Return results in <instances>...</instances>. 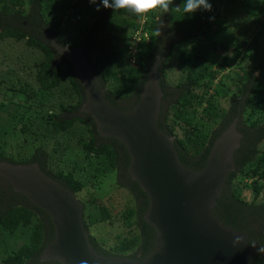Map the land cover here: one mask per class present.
<instances>
[{"label": "trees", "instance_id": "1", "mask_svg": "<svg viewBox=\"0 0 264 264\" xmlns=\"http://www.w3.org/2000/svg\"><path fill=\"white\" fill-rule=\"evenodd\" d=\"M209 2L211 11L184 15L175 11V6L182 8L183 0H173L170 13H153L148 22H143L130 13L102 5L97 11L100 0L96 4L89 0H0V40H24L31 48L35 69L34 81L22 82L10 69L4 74L9 78L0 77V90L8 99L0 101V110L9 113L14 127L8 132L0 128V161L37 162L42 171L74 193L87 188L82 200L84 227L93 249L102 255L137 260L150 251L156 234L143 216L149 199L129 176L130 157L125 145L114 136H100L92 116L79 111L85 100L83 86L68 59L52 46L50 37L70 48L81 46L88 66L105 88L106 98L123 110H132L138 103L150 67L160 56L162 103L156 124L174 136L175 150L185 166L203 168L213 140L237 118L236 128L242 138L234 152V170L225 179L212 213L223 224L244 232L249 242H257L249 264H264V45L259 48L264 0ZM250 24H261L260 32L251 37ZM158 27L161 35L155 37ZM139 31L149 40L141 34L132 56V40ZM174 34L176 43L186 42L194 53L187 54L184 49L179 52V75L171 84L162 63L173 55L169 50L175 44L171 42ZM228 66L233 68L215 82ZM16 97L20 101L14 100ZM56 97L61 99L53 102ZM43 102L51 105L38 112ZM72 111L76 114H70ZM9 132L23 138L12 153L2 138ZM58 135L66 141L74 140L85 150L73 167L83 168L87 174L84 179L74 170L64 172L55 163L62 154ZM27 136L31 140L25 139ZM53 139L57 143L50 146ZM116 169L126 178L135 204L121 213L125 234H117L111 244H106L104 238L91 233L92 226L111 224L114 219L102 195L95 197L92 191L100 190L103 178ZM4 234L22 242L0 257L1 264H62L57 259L41 260L42 251L55 235L49 213L14 191L0 176V236Z\"/></svg>", "mask_w": 264, "mask_h": 264}, {"label": "water", "instance_id": "2", "mask_svg": "<svg viewBox=\"0 0 264 264\" xmlns=\"http://www.w3.org/2000/svg\"><path fill=\"white\" fill-rule=\"evenodd\" d=\"M50 42L68 59L83 86L81 111L92 116L100 135L114 136L125 145L130 157L128 173L148 195L143 216L156 235L152 248L140 259L102 255L89 241L83 203L73 191L37 163L1 160L0 176L14 191L46 210L53 222L55 235L41 260L57 259L62 264H249L257 242H249L244 232L223 224L212 213L225 179L234 170V152L242 138L237 118L213 140L203 168L185 166L175 150L174 137L156 124L162 99L159 56L150 67L138 103L132 110H123L106 98L81 46L70 48L52 37ZM236 236L241 240L234 243Z\"/></svg>", "mask_w": 264, "mask_h": 264}, {"label": "rangeland", "instance_id": "3", "mask_svg": "<svg viewBox=\"0 0 264 264\" xmlns=\"http://www.w3.org/2000/svg\"><path fill=\"white\" fill-rule=\"evenodd\" d=\"M242 14V13H241ZM261 24L255 25L250 24L249 26V34L250 37L254 35L257 32H260L261 30ZM141 34H143V37L146 41L149 40L148 35L144 33L143 31H139L138 33H135L134 39L132 40V46H134L131 50V55L133 56L135 54V47L137 46L138 42H140V38H142ZM260 35V45L259 48L264 45V31L259 33ZM176 39H178L177 36H174L171 38L172 44H174L173 49L169 52H172L173 55L171 58H169L167 61H163V65L166 68V73L168 77V81L171 84H174L176 80L178 79L179 72L176 68L177 63V56L179 52L184 49L187 51V54H193V47L186 44V42L183 43H176ZM30 47L26 46L24 43V40L21 41H13L12 39H3L0 40V77L5 76L8 77L5 74L7 73V69L12 70L13 72L17 73V77L24 82L26 81H34V63L32 61V58L30 56ZM160 58V56H159ZM160 59H158V65L160 64ZM213 67H216L215 65ZM233 68V66L225 67L223 70L219 72L218 77L216 78L215 82L218 81V78H223L224 75L228 74L230 72V69ZM2 73V75H1ZM258 73V69L255 70V74ZM16 78V76H13ZM9 78V77H8ZM11 78V75H10ZM16 80V79H15ZM5 84H1V86H4ZM210 92H213L211 90ZM57 99H61V97H56L53 102H56ZM3 100L4 102L8 101V99H4L3 96V90H0V101ZM14 100L20 101L19 97H16ZM65 101V99H62ZM162 103V101H161ZM225 107H227V103H222ZM51 104L48 102H43V104L38 109V112H40L43 108H48ZM68 106V105H67ZM161 108V107H160ZM8 110L11 112V106L8 107ZM31 110L26 113L27 115H31ZM78 113V112H77ZM72 115H75V111H72L70 113ZM9 113L6 110H0V128H4L5 132H8L10 129L8 128H14L13 124L9 121ZM31 121V120H30ZM31 123H34L31 121ZM34 127H36L35 124H33ZM43 131V129H40ZM11 132V131H10ZM8 133L5 135L3 133V139L7 141V151L9 153L15 152V147L21 141L23 138L18 136H15L12 133ZM174 137V136H173ZM58 138V139H57ZM57 140L61 141L60 143V152L62 153L60 156H57L55 160V163L58 165V167L63 170L64 172H67L69 170H74V173L77 177L85 178L87 174L83 171V168H73L74 162H78L82 157L85 150L80 148V146L76 145V142L72 139H69V141H66L63 139V137L57 136ZM25 139L31 140L30 136H27ZM45 139V138H44ZM56 139L50 140L49 145H53V142L57 143ZM31 148V147H30ZM28 153V152H27ZM18 157V156H17ZM26 156L24 155V158ZM27 158V157H26ZM16 158L15 160H17ZM87 188H84L78 193H75L76 196L82 201L87 196ZM92 193L97 197L99 194L102 195L101 200L104 204H106L111 211L113 223L107 224V223H100L97 224L96 227L92 226L91 233L95 235L97 238H104L106 240V244H111L113 242V239L117 234H125V231L127 228L123 224L121 213L127 208L134 206L135 200L134 196L131 193V191L128 188V182L125 177H119L116 176L114 172L109 173L106 177L103 178V182L101 184L100 190H94ZM245 197L250 198L249 192L244 191ZM22 242L21 239H14L7 237L6 234L4 236H0V257L5 254L6 251H9L11 246L14 245L16 247L17 245H20ZM1 264V261H0Z\"/></svg>", "mask_w": 264, "mask_h": 264}, {"label": "clouds", "instance_id": "4", "mask_svg": "<svg viewBox=\"0 0 264 264\" xmlns=\"http://www.w3.org/2000/svg\"><path fill=\"white\" fill-rule=\"evenodd\" d=\"M89 3L96 4V0H89ZM100 5L113 11H124L132 14L143 22H148L151 15L156 13L160 16L170 13L173 10V0H100L96 10H100ZM212 4L209 0H183L182 8L175 6L176 12H183L184 15H192L197 11H211ZM211 19V17H210ZM155 37L161 35V27L155 29ZM60 49L65 50L64 47ZM241 240L240 236H236L234 243ZM264 251V249H261Z\"/></svg>", "mask_w": 264, "mask_h": 264}, {"label": "flooded vegetation", "instance_id": "5", "mask_svg": "<svg viewBox=\"0 0 264 264\" xmlns=\"http://www.w3.org/2000/svg\"><path fill=\"white\" fill-rule=\"evenodd\" d=\"M80 109V108H79ZM80 112H83V111H81V109L79 110ZM81 116H83L82 114H80ZM100 136H102V137H104V138H108V137H111V136H104V135H100ZM124 158V155H123V153H121V158H120V160H122ZM129 161H130V159H129ZM129 161H128V164H129ZM32 163H37V162H32ZM128 164H127V166H128ZM39 166V165H38ZM115 174H116V176H119V177H123V176H120V172H119V170L118 169H116V171H115ZM130 176V175H129Z\"/></svg>", "mask_w": 264, "mask_h": 264}]
</instances>
